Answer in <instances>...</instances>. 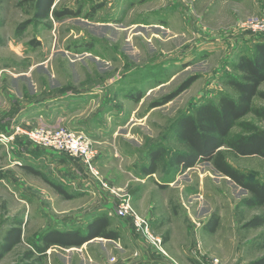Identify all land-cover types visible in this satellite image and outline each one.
Here are the masks:
<instances>
[{
  "label": "rangeland",
  "instance_id": "374dc122",
  "mask_svg": "<svg viewBox=\"0 0 264 264\" xmlns=\"http://www.w3.org/2000/svg\"><path fill=\"white\" fill-rule=\"evenodd\" d=\"M107 1L55 0L56 8H79L80 14L51 19V28L41 22L33 23L18 34L17 26L32 17L31 2L0 0V97L4 95L10 100L11 95L15 101H21L13 95L14 88L26 100L31 89L28 80L37 85L38 91L42 90L41 95L47 93L45 88L56 90L59 86L64 90L83 86L90 91L101 90L100 112L107 113V104H104L114 100L115 114H122L118 121L133 115L126 127L118 128V152L113 147L111 158L101 169L107 179L110 178L108 181L130 196L137 214L145 217L148 202L152 201L161 218L171 217L168 229L156 233L150 226L154 234L163 239L166 232L174 231L180 243L189 233L191 257L188 261L203 264L217 258L224 264H251L264 255V224L243 227L252 216L262 213L261 207L240 205L248 196L246 190L206 161L182 172H173L165 160L158 172L147 177L141 174L140 168L147 163L146 152L154 145L162 144L168 152L181 148L168 133L177 116L191 112L201 102L215 101L221 92L234 95L224 82L227 75L238 74L232 69L236 58L251 54L250 46L261 39L259 34L242 27L244 21L260 14V0H164V11H157L163 0H116L114 7ZM97 4L106 9L95 20L107 19L110 9H116L112 18L115 21L110 20L111 27L98 29L94 26L93 14L87 15ZM172 17L177 23L162 21ZM153 22L170 26L168 30L159 26L162 24L148 26ZM33 40L37 44H32ZM31 67L30 77H15L30 74ZM172 72L177 73L173 76ZM192 75L197 78L188 88L168 103L149 108L152 101L172 92ZM158 81L163 84L148 90ZM260 89L264 90V83ZM126 92L142 96L139 101L126 100L123 97ZM253 103L264 108V100L259 97H254ZM242 120L264 129V121L252 113ZM231 132L240 133L241 129L235 126ZM223 149L233 167L264 181V158L235 155ZM44 154L50 156L53 152ZM13 160L11 151L4 146L2 150L1 146L0 240L10 221L18 217L23 220L22 241L0 259V264H16L23 251L30 248V242L48 226L84 227L93 213H110V208L96 211L97 202L89 192L69 188L75 197L64 199L45 182L44 178L60 182L49 169L41 167L42 177L29 176L16 168ZM109 199L106 205L114 209L117 198L111 195ZM213 213L218 215L219 225L211 233L204 223ZM110 222L118 226L120 241L95 238L85 248L53 247L47 251L44 264H131V260L137 261L147 243L139 236L143 243L132 247L128 241L129 229L135 232L131 222L127 224L115 217H110ZM163 248L167 252L164 245Z\"/></svg>",
  "mask_w": 264,
  "mask_h": 264
},
{
  "label": "trees",
  "instance_id": "16d2710c",
  "mask_svg": "<svg viewBox=\"0 0 264 264\" xmlns=\"http://www.w3.org/2000/svg\"><path fill=\"white\" fill-rule=\"evenodd\" d=\"M28 1L31 2L32 17L17 26L18 34L33 23L41 22L50 28L51 19L58 20L80 14L79 8H56L55 0ZM99 5L94 6L87 15L91 16ZM260 36L261 39L253 44L250 55H239L233 62L232 69L238 74L226 76L224 83L231 88L234 95L221 92L215 101L201 102L191 112L177 116L168 133L181 148L168 152L162 144L154 145L147 150V163L140 168L142 175L151 176L159 171L165 160L173 172H182L202 161L210 162L216 171L248 192V196L240 201V205L262 208V213L252 216L243 224L245 228L264 224V181L247 176L233 167L227 161L223 148L235 155H256L264 158V129L258 128L250 121L242 120L245 115L252 113L264 121V108L256 107L253 103L254 97L264 100V90L260 89V85L264 83V36ZM31 43L37 44L34 40ZM196 78L195 75L189 76L175 90L152 101L149 108L168 103L188 88ZM141 96V93L135 96L127 93V97L133 101H139ZM235 126L241 129L240 133L231 132ZM44 179L57 193L66 198L71 197L60 184ZM160 187L163 185L160 184ZM218 225L219 217L216 213L211 214L204 223V227L211 233L215 232ZM22 227V219L15 217L10 221L0 240V259L22 241ZM95 238L115 241L120 238L119 232L111 228L109 216L105 212L96 214L84 227L58 229L48 226L30 242V248L23 251L16 264H44L47 251L53 247H80ZM251 264H264V255Z\"/></svg>",
  "mask_w": 264,
  "mask_h": 264
},
{
  "label": "crops",
  "instance_id": "0c3cea01",
  "mask_svg": "<svg viewBox=\"0 0 264 264\" xmlns=\"http://www.w3.org/2000/svg\"><path fill=\"white\" fill-rule=\"evenodd\" d=\"M158 1L162 2V0ZM114 2L116 3V0H109L106 3L110 6L112 4L114 7L116 6ZM164 3L165 2L163 0V3H161L160 8H157V11H159L158 9L164 11ZM105 9L106 8H102L99 5L98 8H96L93 12L92 17L94 20V26L98 29L103 28L104 26L111 27L113 23L110 20L115 21V19H112L114 18L113 15L116 13L114 12V10L116 11L115 8L110 9V14L109 16H107V19L95 20V18L99 17L101 15L100 13ZM54 21L55 20H53V22ZM162 21H171L173 24L177 23L174 17H172L171 20L168 18ZM164 22L148 23V26L150 24H152L153 26H155V24H162L159 26H165L166 28L163 27V29L168 30L170 24L166 25L165 23L164 25ZM55 24L56 23L54 22V25ZM51 27L52 22L50 28ZM172 33L174 34L173 36H176L175 32ZM250 48L252 47L250 46ZM246 55L250 54L248 53ZM32 70L33 69L31 67L29 70L30 74L21 73L20 75L15 77H26L27 75H29L30 77ZM176 73L172 72L171 75L175 76ZM52 75H54V72H52ZM15 77L13 78L15 79ZM28 81L31 89L29 96L26 100L23 99L21 92L14 88L12 89L14 91L13 95L16 94V96L21 99V101H15L16 98H12V96L10 95L9 98L10 100H12L10 102V100H6V97H4V95H1L0 98L2 101L0 100V131L4 130L2 132H9L15 125H21L24 128H31L40 124L43 126L50 127L56 125H64L69 129L80 131L86 136H88L92 141V147L94 148L96 153L95 164L99 169L102 178H104L109 184H111L112 181H108L110 180V178L107 179V176L102 173L101 169L102 167L107 165L108 160L111 158L113 151L112 148L114 147L116 152H118L116 149L118 128H121V126L126 127V124L131 121L133 115L129 114L127 116H124L123 120L118 121V118L122 117V114H115L116 112L114 108L116 102L114 100H108L107 103L104 104V106L107 104V113L100 112V109L98 107H101L99 102V92H101V90L90 91L87 90L85 86L64 90L63 87L59 86L56 90H52V88L47 90V88H45V91H47V93L41 95L42 90L38 91L37 85L31 80ZM161 84H163V81H158L151 87H149L148 90ZM96 94L97 96L95 97ZM123 97L126 100H132L127 97V92L123 95ZM95 107H97L95 110L96 112L94 111ZM123 129L126 131L128 128ZM21 139L22 137L18 136L15 141L9 144V148H5L6 150L11 151L14 157L13 163L16 164V168L22 169L29 176L42 177L43 170L41 167H46V169H49L52 173H54L57 179L60 180V182L56 183L60 184L61 187L69 195H71V197L66 198L57 192L56 194L62 196L64 199H73L75 195L72 193L71 190H69V188L75 191L79 190L81 192H89L91 195L94 196L95 202H97L96 211H105L108 208H110L111 211L113 210L111 209V206L106 205L107 202H110L111 199L109 198L111 197V195L106 190H104L96 182V180L85 170L84 166L81 164L80 161H76V159L74 158L49 150H39L35 148H31L32 150H30L31 146L24 143V141ZM1 146L3 150V145L0 144V147ZM44 151L47 153L53 152V154L49 156L44 154ZM53 155L56 156L54 159L52 157ZM147 176L150 175H145V177ZM48 180L53 181L52 179ZM36 188L38 189V187ZM31 193L32 192H30V194ZM148 204L149 205L147 206L146 212L144 214L145 217L148 218L152 230L155 232H159V230L162 231L161 229L163 228L168 229L169 219H171V217L164 216V218H161V215H159L158 211H156L154 208V203L152 201H149ZM95 215L96 212L95 214H92L91 219ZM108 216L109 219L110 217H115L120 219L121 221L127 222V224L131 222L129 218H120L113 214ZM117 227V225H111L112 229H115L119 232L120 230ZM129 232L130 238L128 237V241L130 242V245L135 248L137 244H141V238H139V235L137 233H135L134 231L132 232L131 229H129ZM165 234L166 235L163 236V238H165L163 239V245L167 250V256L154 252L146 245L144 254L142 252L140 257L137 258V261L133 262L131 260V264H173L172 260L176 261L179 264H196L195 260L190 261L189 259L188 261V257H191L188 239L189 233H187L188 235L184 236L185 240H180V243L174 231H170L168 233L166 232ZM93 240L84 243L82 246H80V248H85L88 244L92 243ZM120 240L121 237L118 239V241ZM110 241L116 242L117 240Z\"/></svg>",
  "mask_w": 264,
  "mask_h": 264
},
{
  "label": "built area",
  "instance_id": "2783aa9c",
  "mask_svg": "<svg viewBox=\"0 0 264 264\" xmlns=\"http://www.w3.org/2000/svg\"><path fill=\"white\" fill-rule=\"evenodd\" d=\"M260 14L249 18L242 23V27L250 33L264 36V0H260ZM21 136L27 145L39 150H49L65 156L78 159L85 170L96 182L110 195L117 198L118 204L108 215L120 218H129L135 232L144 239L148 248L156 253L167 256L162 238L153 233L148 218L137 214L131 205L130 196L121 189L109 184L102 178L96 164V153L92 147V141L80 131L72 130L64 125L43 126L36 125L24 128L21 125L13 126L9 132L0 131V144L9 148V144ZM136 255V253H135ZM203 264H224L219 259L213 258Z\"/></svg>",
  "mask_w": 264,
  "mask_h": 264
},
{
  "label": "water",
  "instance_id": "95a60500",
  "mask_svg": "<svg viewBox=\"0 0 264 264\" xmlns=\"http://www.w3.org/2000/svg\"><path fill=\"white\" fill-rule=\"evenodd\" d=\"M228 178V177H227ZM229 179V178H228ZM245 190V189H244Z\"/></svg>",
  "mask_w": 264,
  "mask_h": 264
}]
</instances>
